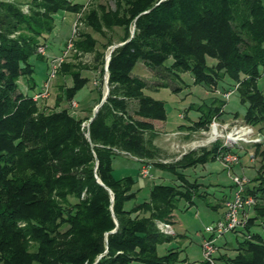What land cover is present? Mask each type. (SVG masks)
Returning <instances> with one entry per match:
<instances>
[{
	"label": "trees",
	"instance_id": "16d2710c",
	"mask_svg": "<svg viewBox=\"0 0 264 264\" xmlns=\"http://www.w3.org/2000/svg\"><path fill=\"white\" fill-rule=\"evenodd\" d=\"M112 2L113 8L73 0L0 1V264H184L179 251L158 255L157 246L171 242L172 236L160 233L156 222L172 223L180 201L191 206L194 198L204 199L202 183L190 181L186 170L236 151L215 142L185 153L175 163H153L172 174L177 184H154L138 202L136 181L116 178L113 159L124 154L138 162L154 160L157 127L167 119L164 103L148 96L147 83L133 75L140 62L175 76L188 73L194 85L211 90L224 79L234 83L221 98L185 109L186 114H199L190 131H205L213 119L225 116L223 94L234 91L245 106L242 119L264 133V89L258 88L264 78L261 0ZM65 12L79 16L74 60L93 55L101 76L106 49L123 43L110 55L108 95L87 126L82 124L99 104V90L85 104L88 116L61 107L75 101L89 82L81 63L60 66L56 77L70 78L72 84L59 87L50 109L38 107L39 101L19 88L27 79L28 91L34 90L31 60H44L37 48L46 46ZM251 158L258 169L246 195L256 204L244 228L228 234L237 245L229 242L233 256L215 255V264H264V147ZM200 264L208 263L202 259Z\"/></svg>",
	"mask_w": 264,
	"mask_h": 264
},
{
	"label": "rangeland",
	"instance_id": "374dc122",
	"mask_svg": "<svg viewBox=\"0 0 264 264\" xmlns=\"http://www.w3.org/2000/svg\"><path fill=\"white\" fill-rule=\"evenodd\" d=\"M0 1L16 3V0ZM73 1H76L78 3L86 2L87 4L107 3L110 7L113 8L112 0ZM261 1L262 3H264V0ZM21 10L23 12H26L27 5H21ZM75 21H77L79 25L78 15L65 12L59 19L56 20L54 31H56L57 34L56 32H54L53 35H56L57 38L60 39L63 43L66 42V38L71 34V24ZM79 29L83 30L84 28L80 25ZM116 31L118 32L119 36L121 30L117 29ZM118 36L116 37L115 41L118 39ZM51 37L52 35L50 36V38H48L47 36L46 48L47 46L48 48L52 47L53 41ZM94 37L99 41H102L100 36L94 34ZM112 46L108 47L104 54L103 76H101V74L99 73L101 69L100 66L95 64V62L93 61V55L91 54H85L79 59L74 60L72 56L74 52H71V54L63 62L81 63L82 67H84L82 70V74L88 78L89 82L87 86H85L80 92L77 93L76 99L80 103L84 102L87 97H90V95H92L91 93L93 92L94 96L96 97V89L102 93L103 97L106 91L105 78L107 79V71H105L106 57L109 54ZM31 61L34 65V74L32 76V81L34 82L35 88L33 91H28V88L25 86V81H27V79H22L19 82V88L21 89L20 91L26 93V95L30 94L34 96V93H36V91H40L42 83L46 78L48 71V62L47 60L35 59H32ZM171 63L172 61L169 60L168 65H170ZM133 75L143 79L147 83L149 87L145 90V93L148 96H151L153 99L163 102L167 112V119L165 121L166 124L160 123L157 127L159 135L158 137L160 141L158 140V144H156L155 147L159 150L160 154H158V156L155 157L154 160H146L144 164L149 166H152L153 163L162 164L161 162L172 164V162L176 161L184 153L190 152L191 150L198 151L200 148H207L212 145L211 142L208 141L210 137V130L207 129L205 131L191 133L188 140L181 141L177 138L178 136L176 135V126L187 122L186 119L183 120V117L185 115H187L188 119L192 118V120H194V117L199 115L193 110L189 111L186 114L185 109H187L190 105H200L204 103V101L210 103L214 98H221L220 93L224 92L227 87L233 86V82L229 81L228 79H224L218 84L216 89L214 88L211 90L203 86L194 85L193 79L188 73H179L178 76H175L173 72H168L163 68L152 69L146 67L142 64V62L137 65V68L134 70ZM94 83H96L97 85H95ZM62 84L65 85V87L71 86V79H62L55 77L50 83L48 97L43 100H38V107L50 109L54 105L56 97L60 94L59 87ZM164 86L165 88H161ZM258 88L264 89V78H261L258 81ZM233 93L234 91L228 99L224 98V101H226L227 103L223 107V113L225 116H223L222 119H216L217 122L224 123V125H227V127H232L234 124L247 125L248 127L252 128L256 136H264V133L259 131V126L253 127L249 124H246L242 119L245 106L239 103L236 93ZM71 102H65L63 104L66 105L67 103V108L70 109V111H73L74 115H78V112L76 111H79V109L81 108L80 105L78 106V108H75L73 110L70 108ZM94 108L91 110L92 114ZM131 110L132 108L130 109V112ZM88 115H90V113H88L87 110L86 114H84L83 116H78L85 117ZM87 123L88 121H85L82 126H87ZM259 147H264V142L238 145V147H236L234 151H236V155L239 157V163L235 170L234 167L236 165L233 166L232 172L240 176L244 175L248 179H254L258 166L253 161L254 159L251 157L255 154V152L258 151ZM137 165L138 162L136 160L124 154L115 156L112 164L113 174L116 178L131 176L137 180L134 189L137 190L136 200L139 202L146 199L152 185L159 182L156 180L152 182V180L149 178H142L138 173L139 170ZM184 173L187 175L188 179H193L196 177L203 184H211L209 185L211 196L206 192V189L202 184V186L200 187V192L203 195L205 193L204 199L206 200L194 198V204L191 206H187L184 201H180L179 205L174 209L172 213V220H174L176 223L174 224V226L173 222L171 223V227L174 233L172 235L171 242L158 245L157 253L158 255L162 256L167 253V250L173 249L174 251H179V260L182 261V263L200 264L202 262L201 244L203 241L204 229L209 225L215 224V222L223 214L224 208L221 207V203L223 201L222 194H226L227 196L230 193L229 185H232V181L231 178L227 176L226 170L220 165L219 161L208 163L204 166L199 165L194 169L186 170ZM168 175H170L171 178H174V183H172V181L169 184H177L175 181V177L172 174ZM214 184H220V186L223 187L224 190H216L215 186L213 187ZM209 188H207V190ZM208 203L212 205L216 203L214 205L219 207L214 210ZM233 238L234 237L232 235H226L225 240H219L217 242L218 252H216V255L233 256V246L236 245L233 241ZM229 242L232 243L233 246ZM133 264L141 263L134 262Z\"/></svg>",
	"mask_w": 264,
	"mask_h": 264
},
{
	"label": "built area",
	"instance_id": "2783aa9c",
	"mask_svg": "<svg viewBox=\"0 0 264 264\" xmlns=\"http://www.w3.org/2000/svg\"><path fill=\"white\" fill-rule=\"evenodd\" d=\"M77 30L78 23L75 21L72 25L71 38L67 41L65 49L57 56L47 57L46 46H39L37 48V52L40 55L48 58V71L40 91L33 96L34 101L43 100L48 97L51 81L56 77L61 64L73 51V38ZM232 92L228 91L224 93L223 97L228 99ZM77 107L75 101L70 103L71 109L74 110ZM209 127L210 137L208 141L211 144L223 141L221 142V146L230 149V151H234L241 144L264 142V136H256L252 128L247 125L234 124L232 127H227L224 123H219L216 119H213ZM219 159L227 175L231 178L232 194L223 203L224 212L221 217L215 224L209 225L204 229L201 256L208 264H215L214 258L217 252V242L229 233L243 229L247 222L249 211L256 204V199L253 196L246 195V186L249 183V179L244 175L240 176L232 172V166L238 165L239 157L233 152H227L222 154ZM140 176L142 178L150 177L149 165L145 164L142 166ZM156 226L159 232L164 235L172 236L174 234L171 223L156 222Z\"/></svg>",
	"mask_w": 264,
	"mask_h": 264
},
{
	"label": "crops",
	"instance_id": "0c3cea01",
	"mask_svg": "<svg viewBox=\"0 0 264 264\" xmlns=\"http://www.w3.org/2000/svg\"><path fill=\"white\" fill-rule=\"evenodd\" d=\"M86 3V2H85ZM74 23V22H73ZM73 23L71 24V26L73 25ZM55 29V28H54ZM54 32H56V31H54L53 30V32L48 36V38H50V36L52 35V47L51 48H48V46H47V48H46V54H47V57H51V56H56V55H59V54H61V52L63 51V49H64V47H65V45H66V42L68 41V38L70 37V36H68L67 38H66V42H62L60 39H58L57 38V36L55 35H53V33ZM56 34H57V32H56ZM60 40V41H59ZM47 45V44H46ZM44 60H48V58H46V57H44ZM137 68V67H136ZM135 68V69H136ZM95 84V83H94ZM92 95H90V97H87L86 98V100L84 101V102H82V103H80L79 101H77V99H75V102L77 103V106H79L80 105V109H79V111L77 110L76 112H78L77 114L78 115H81V116H83L84 114H86V112H87V109H86V103L87 102H89V101H93L94 99H95V96H94V92L93 93H91ZM61 107H65V108H67V103H66V105L65 104H63L62 103V105H61ZM78 108V107H77ZM80 116V117H81ZM198 117H199V115L198 116H196V117H194V120H192V118H190L191 120H187V117L186 118H184L183 120H185L186 119V123H184V124H180V125H178V126H176L177 127V132H176V135L178 136L177 138L179 139V140H181V141H186V140H188L189 139V137H190V135H191V133H197V132H199V131H197V132H192V131H190V129H189V127L191 126V122H194V121H196L197 119H198ZM223 118V117H222ZM221 118V119H222ZM166 124V123H165ZM182 126V127H181ZM202 131V130H201ZM159 135H157V137L154 139V141H153V145L155 146L156 144H158L157 142H158V140H159V137H158ZM181 136V137H180ZM178 139H177V141H178ZM160 141V140H159ZM158 150V149H157ZM158 154H160L159 153V150H158ZM185 154V153H184ZM183 154V155H184ZM181 158V157H180ZM180 158H178L176 161H178ZM135 160V159H134ZM176 161H174V162H172V163H175ZM217 161H219V163H220V165L223 167V165L221 164V162H220V159H218ZM138 162V161H137ZM144 162L145 161H142V162H138V170H139V175H140V170H141V168H142V166L143 165H145L144 164ZM162 164L164 163V164H166L167 162H161ZM112 164H113V162H112ZM206 165V164H205ZM204 166V165H203ZM237 167V165L234 167V170H235V168ZM149 168H150V177H147V178H149V179H151L152 180V182L153 181H158L159 183H167V184H169V183H171L172 181V183H174V178H171L170 177V175H168V174H170V173H168V172H166L165 170H163V169H158V168H156V167H154V166H149ZM224 168V167H223ZM232 168H233V166H232ZM154 171H156V172H154ZM233 171V170H232ZM154 173V174H153ZM228 176V175H227ZM127 177V176H126ZM129 177H131V176H129ZM122 178V177H121ZM135 181H136V183H137V180L135 179V178H133ZM193 179H197L196 177L195 178H193ZM193 179H189V180H193ZM176 181V180H175ZM197 182L198 183H201L198 179H197ZM156 184V183H155ZM203 184V183H202ZM202 184H201V186H202ZM136 185V184H135ZM154 185V184H153ZM152 185V186H153ZM209 185H211V184H209ZM209 185L207 184H203V187L206 189V192L207 193H209V195L211 196V194H210V188H209ZM215 186V189L216 190H224V188L223 187H221L220 186V184H214L213 185V187ZM135 187V186H134ZM209 188L208 190H207V188ZM229 190H230V193L226 196V194H222L223 195V201L224 200H227L230 196H231V194H232V185L230 184L229 185ZM225 196V197H224ZM223 201H222V203H221V207H223ZM214 204H216V203H214ZM213 204V205H214ZM187 206H189L188 204H187ZM215 210V209H214ZM172 222H173V226H174V224L176 223L174 220H172ZM175 231V230H174ZM176 233V232H175Z\"/></svg>",
	"mask_w": 264,
	"mask_h": 264
},
{
	"label": "water",
	"instance_id": "95a60500",
	"mask_svg": "<svg viewBox=\"0 0 264 264\" xmlns=\"http://www.w3.org/2000/svg\"><path fill=\"white\" fill-rule=\"evenodd\" d=\"M161 1H164V0H161ZM132 34H133V31H132V33H131V36H132ZM121 45H123V43H120V44H117V45H114V46L111 47L110 52H109V54H108L107 57H106L105 71H107L108 62H109L110 55H111L112 51H113L115 48H117V47H119V46H121ZM105 82H106V91H105L103 97L101 98L99 104H97V105L95 106V108H94V110H93L92 117L89 119L88 122H90V121L93 119V117L96 115L98 109L102 106V104H103V103L105 102V100H106V97H107V95H108L107 79L105 80ZM98 182H99V181H98ZM99 183H100V182H99ZM100 184H101V183H100ZM101 185H102V184H101ZM109 193H110V191H109ZM111 199H112V198H111ZM112 232H114V230H113Z\"/></svg>",
	"mask_w": 264,
	"mask_h": 264
}]
</instances>
